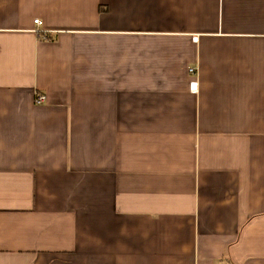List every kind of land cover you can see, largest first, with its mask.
<instances>
[{
    "label": "crops",
    "instance_id": "crops-1",
    "mask_svg": "<svg viewBox=\"0 0 264 264\" xmlns=\"http://www.w3.org/2000/svg\"><path fill=\"white\" fill-rule=\"evenodd\" d=\"M0 264H264V0H0Z\"/></svg>",
    "mask_w": 264,
    "mask_h": 264
},
{
    "label": "built area",
    "instance_id": "built-area-1",
    "mask_svg": "<svg viewBox=\"0 0 264 264\" xmlns=\"http://www.w3.org/2000/svg\"><path fill=\"white\" fill-rule=\"evenodd\" d=\"M33 23L37 26L40 25V21L39 20H34ZM193 41H197V37L193 39ZM189 73L192 76L191 82H190V91L193 93L197 92V88H198V82L196 79V71L195 69H190ZM36 105H42L46 102V97L43 94L37 93L35 95V100H34Z\"/></svg>",
    "mask_w": 264,
    "mask_h": 264
}]
</instances>
